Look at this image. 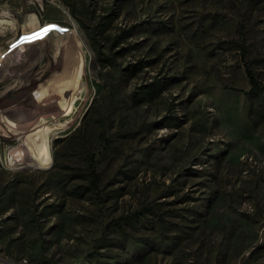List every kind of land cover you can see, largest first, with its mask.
<instances>
[{"label": "rangeland", "instance_id": "obj_1", "mask_svg": "<svg viewBox=\"0 0 264 264\" xmlns=\"http://www.w3.org/2000/svg\"><path fill=\"white\" fill-rule=\"evenodd\" d=\"M0 18V256L264 264V0H0ZM50 22L68 31L22 38Z\"/></svg>", "mask_w": 264, "mask_h": 264}, {"label": "bare ground", "instance_id": "obj_2", "mask_svg": "<svg viewBox=\"0 0 264 264\" xmlns=\"http://www.w3.org/2000/svg\"><path fill=\"white\" fill-rule=\"evenodd\" d=\"M1 19V18H0ZM2 20V19H1ZM33 30L30 31V33H27V34H22V38H31L32 37V41L34 40L35 41V37H34V34H37L39 33L41 36L44 35L45 33L42 31L44 29H49V31H58V32H64L66 31L67 29L64 27V26H60L56 23H53V22H50V23H47L45 25H43V27L41 29H38L36 27L32 28ZM68 31V30H67ZM48 32V31H47ZM48 36V35H47ZM46 36V37H47ZM44 38V37H43ZM72 39V38H71ZM21 40V39H20ZM20 40H18V42H20ZM39 41V40H37ZM36 41V42H37ZM35 42V43H36ZM1 62V60H0ZM8 90V88H5L4 90H1L0 91V96L5 94V92ZM49 134H45V135H42V133L39 132V134L37 133L36 135H34V137L32 139H30L27 143V149H29L32 154L34 156H44L46 158V160H50L51 158V152H50V147H49V141L47 139V136ZM24 154V153H23ZM13 163L11 162L9 165H12ZM8 165V166H9ZM27 166L29 167H35L37 168V166L35 165H31L30 163L27 164ZM23 264H29L28 260L24 259L23 258Z\"/></svg>", "mask_w": 264, "mask_h": 264}, {"label": "built area", "instance_id": "obj_3", "mask_svg": "<svg viewBox=\"0 0 264 264\" xmlns=\"http://www.w3.org/2000/svg\"><path fill=\"white\" fill-rule=\"evenodd\" d=\"M13 45H11L8 49H4L3 52H0V60L2 62L8 59L9 50L12 49V47H14ZM0 264H23V258L15 261L7 257L0 256Z\"/></svg>", "mask_w": 264, "mask_h": 264}, {"label": "trees", "instance_id": "obj_4", "mask_svg": "<svg viewBox=\"0 0 264 264\" xmlns=\"http://www.w3.org/2000/svg\"><path fill=\"white\" fill-rule=\"evenodd\" d=\"M248 77H249V84H250L251 89L253 91H261V92H264V86H262V87L259 86L257 84V82L255 81V79L253 78V76L250 73H248Z\"/></svg>", "mask_w": 264, "mask_h": 264}, {"label": "snow or ice", "instance_id": "obj_5", "mask_svg": "<svg viewBox=\"0 0 264 264\" xmlns=\"http://www.w3.org/2000/svg\"><path fill=\"white\" fill-rule=\"evenodd\" d=\"M44 33H46L47 31H49V29H44V30H42ZM34 37L36 38V39H39V38H41V35L39 34V33H37V34H34ZM25 39H28V38H25Z\"/></svg>", "mask_w": 264, "mask_h": 264}]
</instances>
